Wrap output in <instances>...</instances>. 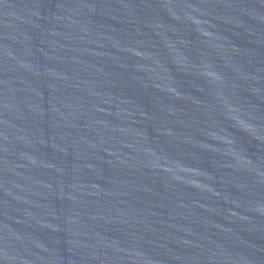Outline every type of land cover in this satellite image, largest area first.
Returning <instances> with one entry per match:
<instances>
[{"label":"water","instance_id":"water-1","mask_svg":"<svg viewBox=\"0 0 264 264\" xmlns=\"http://www.w3.org/2000/svg\"><path fill=\"white\" fill-rule=\"evenodd\" d=\"M0 264H264V0H0Z\"/></svg>","mask_w":264,"mask_h":264}]
</instances>
